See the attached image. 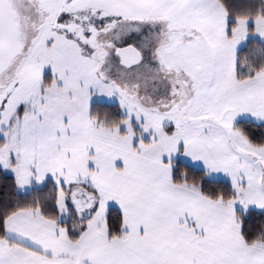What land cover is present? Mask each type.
Listing matches in <instances>:
<instances>
[{"label":"snow or ice","instance_id":"6c2138e0","mask_svg":"<svg viewBox=\"0 0 264 264\" xmlns=\"http://www.w3.org/2000/svg\"><path fill=\"white\" fill-rule=\"evenodd\" d=\"M0 264H264V0H0Z\"/></svg>","mask_w":264,"mask_h":264}]
</instances>
